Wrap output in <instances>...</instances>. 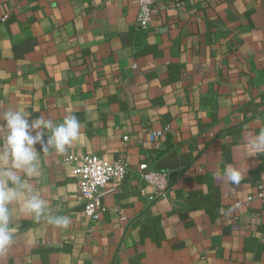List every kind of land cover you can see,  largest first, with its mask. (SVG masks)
Returning a JSON list of instances; mask_svg holds the SVG:
<instances>
[{
  "label": "crops",
  "instance_id": "1",
  "mask_svg": "<svg viewBox=\"0 0 264 264\" xmlns=\"http://www.w3.org/2000/svg\"><path fill=\"white\" fill-rule=\"evenodd\" d=\"M137 16V0H0V117L81 123L65 153L39 154L41 174L26 181L46 213L12 206L0 264H264V199L246 201L264 185V154L246 149L264 130V0H158L145 29ZM87 153L127 165L95 221L64 160ZM145 162L168 172L165 196L137 173Z\"/></svg>",
  "mask_w": 264,
  "mask_h": 264
},
{
  "label": "clouds",
  "instance_id": "2",
  "mask_svg": "<svg viewBox=\"0 0 264 264\" xmlns=\"http://www.w3.org/2000/svg\"><path fill=\"white\" fill-rule=\"evenodd\" d=\"M28 116L22 109H9L0 117L4 121L0 127L7 129V135L0 145V256L5 255L14 242L15 234L11 230L14 204L23 200V212L32 215L37 221L46 213V201L26 181V178L41 174L39 154L50 149L63 154L67 146L81 137V123L75 115L65 116L59 124L43 117L29 123ZM45 130L50 133L46 142ZM38 143L40 152L35 148ZM246 149L249 157L264 154V130L248 138ZM223 175L233 185H239L244 179V173L230 165L225 167ZM47 220L60 227L69 224L66 216L49 215Z\"/></svg>",
  "mask_w": 264,
  "mask_h": 264
},
{
  "label": "built area",
  "instance_id": "3",
  "mask_svg": "<svg viewBox=\"0 0 264 264\" xmlns=\"http://www.w3.org/2000/svg\"><path fill=\"white\" fill-rule=\"evenodd\" d=\"M138 1V16L136 26L140 29H145L152 20L157 11L158 0H137ZM182 2H175V6L180 8ZM168 131L165 126L162 129L152 130L149 134L151 140L163 135ZM127 139V136L123 137ZM65 161H74L75 165L72 168V173L76 177L78 193L83 202V212L90 220H97L99 214L103 210L101 197L104 193L103 187L110 180H122L127 172V165L124 158L114 161H108L101 156L93 153L81 154L75 156L69 154L64 157ZM137 173L148 184L156 189L155 196H165L168 184V172L153 170L148 162L139 165ZM153 198V196H149ZM253 198L264 199V185L258 184L256 192L248 194L246 201H251ZM235 206L238 202L234 203Z\"/></svg>",
  "mask_w": 264,
  "mask_h": 264
}]
</instances>
